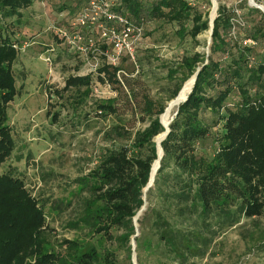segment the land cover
I'll use <instances>...</instances> for the list:
<instances>
[{
    "label": "trees",
    "instance_id": "obj_1",
    "mask_svg": "<svg viewBox=\"0 0 264 264\" xmlns=\"http://www.w3.org/2000/svg\"><path fill=\"white\" fill-rule=\"evenodd\" d=\"M222 1L216 0L212 34L204 46L201 36L211 32L212 0H102L113 18L95 21L84 18L93 0H0V167L17 147L9 116L19 95L14 66L32 48L33 42L27 40L39 35L27 32L40 20L35 18L37 5L42 4L45 11L40 13L47 15L46 10L58 5L57 22L60 18L66 22L50 24L47 31L84 63L98 62L89 74L71 76L60 92L55 91L62 98L71 89H84L75 98L77 109L104 83L103 74L118 84L121 62L135 60L124 53L116 66L110 63L113 48L102 38L101 25L119 32L141 31L134 57L146 42L149 25V34L160 36L157 40L168 42L173 37L180 45L186 41L194 46L168 70L171 94L166 100L145 99L142 115L148 127L130 136V146L115 145L110 136L125 128L121 120L107 131L110 144L95 155L93 167L72 181L78 212L67 227L86 239L54 241L45 204L21 179L0 175V264H135V251L138 264L148 262L144 253L155 256L156 264H199L219 236L244 220L263 217L264 13L247 0L236 7ZM54 29L76 37L75 44H68ZM201 46L207 52L198 51ZM82 47L87 56L80 52ZM46 52L52 61L55 48ZM196 74L192 91L158 145L156 137L165 132L160 118L166 103L175 100ZM93 105L95 112L85 115L87 121L117 111L115 98ZM160 149V167L147 189ZM141 211L138 236L134 220ZM259 230L250 234L251 250H264V229Z\"/></svg>",
    "mask_w": 264,
    "mask_h": 264
},
{
    "label": "rangeland",
    "instance_id": "obj_2",
    "mask_svg": "<svg viewBox=\"0 0 264 264\" xmlns=\"http://www.w3.org/2000/svg\"><path fill=\"white\" fill-rule=\"evenodd\" d=\"M240 1L223 0L222 3L236 7ZM247 1L250 3V0ZM255 2L258 3L256 0ZM217 3L219 2L213 0L211 22L217 13ZM259 5L264 6V0ZM43 7L42 4L37 5L38 12L35 13V18L41 21H36L37 23H33L35 27L27 30L29 36L39 35L27 40L33 42L32 48L25 51L19 58L21 61L14 66L19 95L10 106L9 116L17 147L13 156L0 167V175L9 174L21 179L30 194L45 204L47 224L52 229L49 233L58 243L62 240L87 238L67 227L70 220H76L78 212L72 181L88 173L93 167L95 155L98 157L100 151L110 144L107 131L114 130L113 127L120 125L121 120L125 122V128L120 129L119 133L112 132L110 136L115 145L130 146V136L148 127L149 124L142 115L145 99L166 100L171 94L167 80L168 70L180 63V55L192 52L194 46L186 41L180 45L173 37L168 42L157 40L160 36L149 34L152 27L149 25L145 28L146 42L137 50L135 60L121 62L119 68L122 70L117 74L118 84L115 83L116 78L113 77L112 82H108V76L103 74L104 83L94 88L87 99L82 97L84 102L77 109L75 98L84 89L79 92L71 89L62 98L55 95V91L60 92L69 77L89 74L91 68H97L98 62L93 60L88 65L82 61L83 58L68 52L65 44L47 31L52 27L50 24L60 26L66 22L62 18L57 22L59 6L54 5L50 11L46 10L48 15L40 13L45 11ZM236 14L241 15V12L238 10ZM210 36L211 32L201 36L204 46L210 41ZM48 47L55 48L50 65L44 60L49 57L46 52ZM206 48L199 47L198 51L207 52ZM93 56L91 53L90 57ZM102 61L104 64V60ZM108 98L117 100L116 114L106 118L97 117L93 121L84 119L85 115L92 116L95 112L94 102ZM171 102L166 103L167 107ZM180 104L176 105L172 113L169 128ZM162 117L160 119L163 125ZM162 153L160 149V154ZM147 205L148 203L145 207ZM142 215L143 212L141 216L139 214L138 220H142ZM134 224L136 231H140L136 220ZM258 228L264 229V215L253 221L244 220L236 228L219 236L209 255L198 263L264 264V250H251L248 244L250 234L252 231H260ZM108 246L107 242L105 248ZM123 254L125 253H121ZM133 257L134 263L138 264L136 251ZM143 258L148 261L146 264L157 263L155 256L148 257L144 253ZM122 259L125 257L122 256Z\"/></svg>",
    "mask_w": 264,
    "mask_h": 264
},
{
    "label": "built area",
    "instance_id": "obj_3",
    "mask_svg": "<svg viewBox=\"0 0 264 264\" xmlns=\"http://www.w3.org/2000/svg\"><path fill=\"white\" fill-rule=\"evenodd\" d=\"M92 17L93 21L98 17H106L108 19H112L113 16L106 12L105 3L102 0H93L90 4V8L84 11V18ZM101 36L105 39L113 48V54L108 56V60L113 66H116L119 58L124 53H128L132 59L134 57V45L137 43V39L139 38L141 31L136 28H127L122 31H117L116 29H108L103 25L100 26ZM55 33L64 37L68 44L74 45L76 41V37H70L68 33L60 29H54ZM28 45H25L26 48ZM92 47V44L90 43ZM80 52L85 56L88 55V52L85 48H79ZM47 64H51V59L49 57L44 58Z\"/></svg>",
    "mask_w": 264,
    "mask_h": 264
},
{
    "label": "bare ground",
    "instance_id": "obj_4",
    "mask_svg": "<svg viewBox=\"0 0 264 264\" xmlns=\"http://www.w3.org/2000/svg\"><path fill=\"white\" fill-rule=\"evenodd\" d=\"M194 84H195V77L191 78L187 82V84L185 85V87L181 91V94L179 95V97L176 100L172 101L168 105L166 113L162 117L163 125H164V128H165L166 132H164L161 135H159L158 137H156V142H157L158 145H160V143L166 138V136H167V134L169 132L168 131L169 123H170V120L172 118V113H173L176 105L182 103L187 98V96L192 91V89L194 87ZM161 158H162V155L160 154L158 161H156L154 166H153V170H152V174H151V184H153V181H154V179L156 177V174H157V172L159 170Z\"/></svg>",
    "mask_w": 264,
    "mask_h": 264
},
{
    "label": "water",
    "instance_id": "obj_5",
    "mask_svg": "<svg viewBox=\"0 0 264 264\" xmlns=\"http://www.w3.org/2000/svg\"><path fill=\"white\" fill-rule=\"evenodd\" d=\"M214 1H216V0H214ZM212 2H213V0H212ZM250 4H251V6H253V7H255V8H258V9H260L263 13H264V6H262V5H258L256 2H255V0H250ZM212 28H213V22H212V27H211V34H212ZM195 77V81H196V79H197V74L194 76ZM181 94V92L179 93V95ZM179 95H178V97H179ZM177 97V98H178ZM162 117V116H161ZM169 133V132H168ZM168 135V134H167ZM162 149V148H161ZM162 152H163V150H162ZM162 156H163V153H162ZM153 186V184H151V181H150V184H149V186H148V188L147 189H149L150 187H152ZM145 209V208H144ZM140 214V216H141V214H142V211L139 213ZM139 216V215H138ZM136 221H138V217H137V219H136ZM137 234H138V236H139V234H140V231L139 230H137ZM135 247H136V243H135V241H134V245H133V249L135 250Z\"/></svg>",
    "mask_w": 264,
    "mask_h": 264
}]
</instances>
